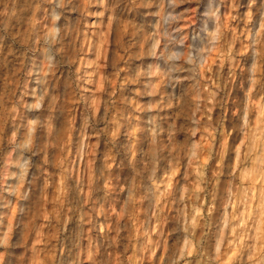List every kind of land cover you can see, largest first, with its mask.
<instances>
[{"label": "rangeland", "instance_id": "1", "mask_svg": "<svg viewBox=\"0 0 264 264\" xmlns=\"http://www.w3.org/2000/svg\"><path fill=\"white\" fill-rule=\"evenodd\" d=\"M261 3L0 0V264H264Z\"/></svg>", "mask_w": 264, "mask_h": 264}, {"label": "bare ground", "instance_id": "2", "mask_svg": "<svg viewBox=\"0 0 264 264\" xmlns=\"http://www.w3.org/2000/svg\"><path fill=\"white\" fill-rule=\"evenodd\" d=\"M261 11H263V14H264V0H262V3H261ZM52 16L54 17V13H52ZM215 17H217V15L215 14ZM215 19V18H214ZM257 24V23H256ZM154 28V27H152ZM156 28H154V31H155ZM55 31H56V28L53 27L51 30H50V38L52 40V37L54 36L55 34ZM255 32V31H254ZM253 32V33H254ZM259 32V31H258ZM257 32V33H258ZM256 34V33H254ZM254 36V35H253ZM255 38V37H254ZM253 39V38H252ZM155 43H156V38L153 37V42H152V48L154 49L155 48ZM152 49V50H153ZM208 50V49H207ZM255 51V50H254ZM205 54V53H204ZM47 57L49 56V53L46 55ZM254 61H255V57L253 55L252 57V61H251V64H250V68H249V74H250V82L252 81L253 79V66H254ZM150 83L151 81H148L146 83V86L148 88H151L150 86ZM152 89V88H151ZM151 91V90H149ZM152 93V91H151ZM246 99V98H245ZM241 113V119L243 120V122L245 121V115H246V110L244 109V112H240ZM148 122V121H147ZM149 123L153 124L152 121H149ZM242 123V122H241ZM243 126V125H242ZM147 128H150L149 126ZM152 128H153V125H152ZM152 128L149 129L148 131H150L151 133L153 132L152 131ZM26 142H24L25 144ZM240 146V145H239ZM239 147H237L235 149V151L233 152V164H232V173L233 174V171L235 170L238 162H239ZM163 154V153H162ZM154 155V154H153ZM162 156V155H161ZM160 157V156H159ZM165 157V156H164ZM261 157L257 158L256 159V168L255 169H259L260 166H261ZM162 159V158H161ZM163 160V159H162ZM165 160V159H164ZM17 161V162H16ZM15 162L17 163V165L19 166V168H21L23 166V164H21L20 160L19 159H16ZM15 165V164H14ZM13 165V166H14ZM16 165V166H17ZM148 168L151 169L152 168V165H151V162L148 163ZM24 167V166H23ZM18 169V168H16ZM22 169V168H21ZM19 170V169H18ZM186 172H187V167L185 166V169L183 170V174L181 175V180L179 179V182H182L183 178L186 176ZM256 172V171H255ZM249 173V172H248ZM197 174H199V176H201L203 174V172H198ZM254 179H256V173H253L252 174V177H251V181H253ZM232 180H230L228 182V186H227V189H226V192L224 193V196H223V199H222V208L220 209L219 211V223H218V233H217V236H216V240H215V244H214V247H213V256L216 258L217 255H218V251H219V247H220V243H221V238H222V233H223V230L226 226V223H227V215H228V212H227V206L230 204V198L231 196L233 195V191H232ZM184 187L183 186H180L179 187V194H178V198H179V201H182L183 198H184ZM198 195V194H197ZM182 204L184 203L181 202ZM184 211V209H182ZM5 235V234H4ZM6 236V235H5ZM3 237V236H2ZM3 241H4V237H3Z\"/></svg>", "mask_w": 264, "mask_h": 264}]
</instances>
